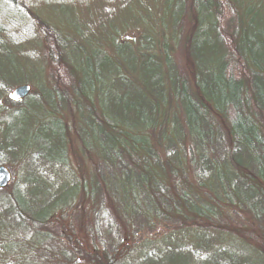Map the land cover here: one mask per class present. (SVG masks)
Segmentation results:
<instances>
[{"label":"trees","instance_id":"1","mask_svg":"<svg viewBox=\"0 0 264 264\" xmlns=\"http://www.w3.org/2000/svg\"><path fill=\"white\" fill-rule=\"evenodd\" d=\"M160 12L151 24L140 20L143 27L131 40L114 44L112 57L89 53L31 15L54 87L38 86L33 105L23 111L44 106L54 115L63 106H78L96 127L93 138L103 152L94 156L104 164L93 167L100 176L81 179L78 191L58 205L44 202L35 213L23 214L11 178L0 189L2 217L17 225L18 243L29 239V249L46 251L62 238L72 244L52 218L72 209L76 197H87V231L98 238L99 225L111 235L117 217L138 238L161 226L171 234L229 236L250 249V264H264V0H167ZM97 85L102 107L87 96V90L95 95ZM53 119L63 140L67 131ZM4 140L0 157L9 143ZM239 213L258 227L257 243H250L242 225L237 232L225 221L236 222ZM121 232L119 227V239L89 243L93 251H105L108 264V252L124 243Z\"/></svg>","mask_w":264,"mask_h":264},{"label":"rangeland","instance_id":"2","mask_svg":"<svg viewBox=\"0 0 264 264\" xmlns=\"http://www.w3.org/2000/svg\"><path fill=\"white\" fill-rule=\"evenodd\" d=\"M166 1L19 0L20 5L14 8L0 3V144L9 139L2 146L0 166L11 173V188L18 185L21 197L18 193L15 199L23 204V214L37 212L36 207H43L44 202L60 204L83 186L81 179L89 182L91 174L100 176L92 170L96 164L97 167L104 164L94 156L103 152L93 138L96 127L87 113H78V106H63L54 115L47 114L50 108L44 106L34 108V105L23 111L27 105H33L32 100L39 94L38 86L54 87L43 64L41 38L31 15L70 35L89 53L112 57L113 45L119 40H131L141 31L142 22L151 24L160 18ZM21 85L29 86L30 93L22 103L12 104L10 94ZM94 94L87 90L89 100L102 107L104 96L99 86ZM53 118L60 120L67 131L63 140ZM186 174L191 179L190 172ZM87 200L84 197L79 202L76 197L74 203H78L72 209L54 214L52 219L62 226L63 236L70 238L72 244L62 238L63 244L52 243L46 246V251L29 249L32 246L29 239L18 243L22 242V236L17 225L7 221L0 212V264H108V258H103L105 251L99 248L95 252L89 243L98 239L109 241L114 236L119 239V227L124 243L115 253L108 252L112 264H250V249L229 236H203L195 231L171 234L170 227L161 226L138 238L129 235L130 229L119 224L115 217L111 235L104 231L108 227L100 224L99 231L104 235L98 238L87 231L88 227L92 228ZM225 221L237 232L242 231L238 224L242 225L250 243L258 242V227L243 213H239L236 222Z\"/></svg>","mask_w":264,"mask_h":264},{"label":"water","instance_id":"3","mask_svg":"<svg viewBox=\"0 0 264 264\" xmlns=\"http://www.w3.org/2000/svg\"><path fill=\"white\" fill-rule=\"evenodd\" d=\"M30 93V87L27 85H21L14 88L10 94L13 100L19 101L26 98ZM11 181L10 172L3 166H0V189L5 188Z\"/></svg>","mask_w":264,"mask_h":264}]
</instances>
